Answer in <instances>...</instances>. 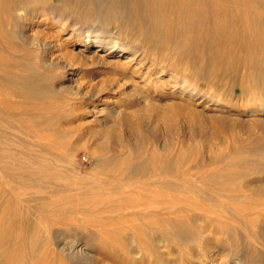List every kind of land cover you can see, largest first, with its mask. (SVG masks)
<instances>
[{
	"label": "bare ground",
	"instance_id": "1",
	"mask_svg": "<svg viewBox=\"0 0 264 264\" xmlns=\"http://www.w3.org/2000/svg\"><path fill=\"white\" fill-rule=\"evenodd\" d=\"M256 40L263 47L253 56L264 73V0H0V250L9 252L3 264L42 251L54 257L48 247L53 238L71 264H107L95 260L92 242L73 226L70 237L43 233L38 204L51 198L62 224L78 209L116 210L121 229L107 242L120 243L107 250L118 254L117 264H166L172 250L183 254L200 244V222L218 221L220 213L264 227V158L241 149L203 163L185 150L159 156L142 148L132 153L122 144L90 153L98 173L78 172L68 159L77 143L63 127L72 112L67 98L78 94L68 82L56 84L75 79L72 60L89 50L94 63L118 73L112 83L129 82L132 96L143 104L154 99L149 109L162 115L160 96L203 98L200 72L219 65L236 69L240 59L226 53L245 48L244 42L255 49ZM207 52L212 54L203 64ZM189 66L198 70L195 76ZM204 99L248 113L263 129L262 96L247 95L234 105L211 95ZM171 103L174 111L177 102ZM115 110L96 109L107 120ZM240 142L264 148L262 135ZM237 257L223 264H242Z\"/></svg>",
	"mask_w": 264,
	"mask_h": 264
},
{
	"label": "rangeland",
	"instance_id": "2",
	"mask_svg": "<svg viewBox=\"0 0 264 264\" xmlns=\"http://www.w3.org/2000/svg\"><path fill=\"white\" fill-rule=\"evenodd\" d=\"M243 45L245 48L226 53L230 59H240L241 63L236 69L219 65L200 72V76H204L200 78L198 84L202 93H204V97L211 95L232 105L245 103L247 95L254 94L257 98L258 96L264 98V73L262 67L256 64L253 56L254 51L262 50L263 42L262 40H256L253 46L255 49H251L250 44L247 42H244ZM74 50L77 51L78 47H73ZM82 51L85 53L81 60L79 58L74 59L75 61L72 60L75 79L56 82V84L64 86L69 83L68 85H72L71 88L74 87L78 94H70L69 97L72 98H67L72 112L69 118L70 121H66V125L65 122L63 123L64 129L67 130V133L69 132L67 136L71 137L68 139L73 143H77L78 148L68 159L70 164L76 163L78 172L87 173V176L98 173L100 168L95 166L94 158L90 153L110 149L114 146L120 147L122 144L127 145L132 153L142 148L147 152L153 150L159 156H164L169 152L174 153L185 150L189 156H196L198 161L203 163L213 162L217 153L222 158H226L233 151L239 149L243 153H250L255 158L257 156L264 158V152L259 154L264 148L255 151L253 150L254 143L244 145L240 142L253 141L261 135L264 137V125H262L263 129L257 127L252 116L248 113L232 111L223 106L207 103L204 97L201 99H187L184 95L182 98L163 95L158 100L162 105V115H159L149 109V104L154 103V99L150 103L143 104L132 96L133 89L128 84L129 82L122 85V87L112 83L111 78L118 77L119 79L120 77L117 75L118 73L113 74L112 67H103L104 63L101 62L94 63L91 51ZM211 54L212 52L204 54L201 59L203 64H205L207 56ZM120 57L122 58V56ZM187 69L190 75L195 76L197 74L196 71L198 70L192 66ZM121 81L122 79L119 83ZM92 82L93 84H91ZM109 83L111 84L109 85ZM92 94L96 95L92 96ZM170 103H176L174 111L171 109ZM100 105L106 107L114 105L116 110L113 111L112 121L107 120L96 111ZM187 111L191 112L187 113ZM134 127L138 131L135 129V132ZM38 206L42 212L39 220L47 229L43 232L45 235L51 236L52 231H57L59 236L70 237L76 233L71 228L73 226L77 228L78 234H80L79 237L82 239L87 238V241L92 242V253L93 255L96 254L94 255L95 260L104 259L107 264H117L115 261L118 254L107 250V246L115 245L117 247L120 243L118 241L107 242L109 236H116L121 229L116 217V210L111 212L103 208L100 211L96 210L89 213L86 209H78L75 210L70 219H65L62 224L63 221L60 223L56 220L58 210L55 198L45 199ZM217 218L218 221L211 222V220L205 219V221L200 222L202 228L199 232L200 244L190 245L189 250L183 254L178 253L175 249L172 250L174 254L171 251L172 255L170 254L166 259V264H186L187 262V264H196L201 261L204 262L203 264H210L211 262L213 264H223L224 259L233 254H236V257L238 256L237 258L242 264H264V227L242 225L246 218L232 220L226 213H220ZM204 226L206 227L204 228ZM213 235H216L217 238L215 236L214 238ZM49 243L51 246L48 244V247L55 249L54 257L50 258L42 251L36 256H25L22 261L15 264H38L37 261L40 259L43 262L45 261L44 264H71L60 253L63 245L61 243L58 245L57 238H53ZM93 244L96 245L93 246ZM226 245L228 247H225ZM68 248L69 245H66L65 251ZM207 248L209 249L207 250ZM192 249L194 252L191 253ZM105 252H107L106 255ZM193 253L197 256H194ZM8 256L9 252L7 250H0V264H3L4 258Z\"/></svg>",
	"mask_w": 264,
	"mask_h": 264
}]
</instances>
